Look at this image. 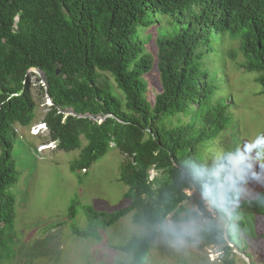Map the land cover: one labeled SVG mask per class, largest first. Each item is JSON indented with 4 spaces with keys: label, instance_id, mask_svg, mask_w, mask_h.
Returning <instances> with one entry per match:
<instances>
[{
    "label": "trees",
    "instance_id": "obj_1",
    "mask_svg": "<svg viewBox=\"0 0 264 264\" xmlns=\"http://www.w3.org/2000/svg\"><path fill=\"white\" fill-rule=\"evenodd\" d=\"M148 24L157 28L142 39ZM151 39L155 53L146 48ZM226 40L238 41V66L258 73L264 93V0H0V264L13 254L14 127L30 126L36 107L30 69L45 74L50 105L42 123L50 139L63 150L79 148L72 172L86 171L112 146L125 155L119 180L129 204L109 213L87 211L102 226L133 211L132 221L147 228L118 247L131 253L128 264H144L168 217L171 223L188 219L186 201L195 195L187 190L226 217L218 203L225 201L229 210L239 195L218 192L215 166L201 150L229 119L227 96L215 94L221 70L211 64ZM228 52L235 57V48ZM154 59L159 87L150 100L147 75ZM151 169L157 175L149 178ZM202 201L195 198L198 210ZM245 205L264 215V190ZM202 229L207 243L226 242L213 220Z\"/></svg>",
    "mask_w": 264,
    "mask_h": 264
},
{
    "label": "rangeland",
    "instance_id": "obj_2",
    "mask_svg": "<svg viewBox=\"0 0 264 264\" xmlns=\"http://www.w3.org/2000/svg\"><path fill=\"white\" fill-rule=\"evenodd\" d=\"M156 28L157 24L142 27L140 38L143 39L149 30L154 34ZM224 47L223 52L212 57L211 64L221 70L217 82L219 90L215 94L227 96L224 101L228 105L229 119L222 131L210 142H205L201 150L206 149L204 155L215 166L212 173L216 176L218 192L237 191L238 200L230 204L226 217H220L205 197L187 190L195 198L203 199L202 210H198L195 198L190 197L186 201L189 210L186 221L194 217L193 211H197L196 235L202 238L199 243L189 242L178 249L159 233L151 242L144 264H225V259H231L232 264H245V258L247 264H264V215L253 213L247 205L241 206L264 190V156L258 157L255 151L258 144H264V93L256 80L258 73L238 66L242 59L237 50L238 41L226 40ZM146 48L155 53L153 39ZM229 48H235L234 58L228 54ZM152 64V72L147 75V98L150 100L159 87L156 59ZM103 75L117 91L112 77L108 73ZM41 78L35 69L28 73L36 106L31 125L14 127L16 135L12 157L17 180L10 187L15 196L10 243L13 254L2 264H128L131 253L118 247L134 237L143 236L147 228L132 221L133 211L109 226L100 225V220L90 219L87 211L90 208L109 213L129 204L125 197L127 186L119 180L125 155L112 146L86 171L72 172L70 164L78 157L79 148L63 150L55 147L57 142L50 139L48 130L42 131L43 125L38 126L50 105V99L44 92L45 82ZM118 93L114 91L120 99ZM32 129H39L37 135L31 133ZM258 137L262 140L253 143ZM81 142L83 145L85 140L81 139ZM47 143H52L53 147ZM40 145L42 148L38 150ZM231 155L241 160L246 155L258 178L249 174L234 180L228 164ZM155 175L154 169L149 170V178ZM71 205L74 216L70 213ZM212 220L223 230L224 221L228 220L232 226L228 238L232 242L228 239L220 244L205 241L200 229ZM164 223H171L169 217ZM75 230L80 233L76 234ZM226 246L228 248L223 250ZM208 248L218 250L220 257L209 259Z\"/></svg>",
    "mask_w": 264,
    "mask_h": 264
},
{
    "label": "clouds",
    "instance_id": "obj_3",
    "mask_svg": "<svg viewBox=\"0 0 264 264\" xmlns=\"http://www.w3.org/2000/svg\"><path fill=\"white\" fill-rule=\"evenodd\" d=\"M43 125L42 131L47 130L46 125L44 123L39 124L38 126ZM35 130V129H34ZM39 130V129H37ZM37 130L34 135H37ZM41 132V131H40ZM262 140L261 138H256V140L253 141V143H257L258 141ZM51 142V141H50ZM46 145H51L53 147L52 143H47ZM42 146V145H40ZM56 147V146H55ZM41 150V148H40ZM258 157L264 156V144H258L257 149ZM228 164L231 168V171L233 173V179L236 180L238 176L241 175H249L251 174L253 178H258L257 174L252 171L251 164L248 163V158L245 155L244 159L241 160L236 155H231L228 159ZM218 208L224 212L226 215H228L227 210V203L225 201H220L218 203ZM229 219L231 217L229 216ZM196 219L193 217L191 220L186 221L184 224H178L176 222L165 224L162 223L160 225V232L165 237L166 240H168L174 247L181 248L185 246L187 243L191 242L193 244L199 243V240L202 238L201 236L196 235L197 228H196ZM232 229V226L229 224L228 220L224 221V230L222 238L224 240H227L230 234V231ZM201 232L204 231V229H200ZM245 264H247V259L245 258Z\"/></svg>",
    "mask_w": 264,
    "mask_h": 264
},
{
    "label": "built area",
    "instance_id": "obj_4",
    "mask_svg": "<svg viewBox=\"0 0 264 264\" xmlns=\"http://www.w3.org/2000/svg\"><path fill=\"white\" fill-rule=\"evenodd\" d=\"M36 130L31 131V133L35 134ZM42 148V146H39V149ZM191 193H193V190H189ZM220 252H218V250L213 251L212 248H208L207 249V256L209 257V259L214 260V259H218L220 257Z\"/></svg>",
    "mask_w": 264,
    "mask_h": 264
},
{
    "label": "water",
    "instance_id": "obj_5",
    "mask_svg": "<svg viewBox=\"0 0 264 264\" xmlns=\"http://www.w3.org/2000/svg\"><path fill=\"white\" fill-rule=\"evenodd\" d=\"M32 69H30L29 71H31ZM36 71H38L39 72V74L41 75V79L43 80V81H45V74L41 71V70H38V69H35ZM56 73H58V71H56ZM69 113H72V110L71 109H69ZM79 116H83V117H89V118H91V119H95V118H99V119H104L105 117H101V116H96V117H94L92 114H83V115H79ZM197 194H200V193H197Z\"/></svg>",
    "mask_w": 264,
    "mask_h": 264
}]
</instances>
